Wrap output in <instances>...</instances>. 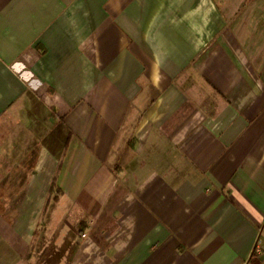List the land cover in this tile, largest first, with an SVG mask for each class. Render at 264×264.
<instances>
[{"label":"crops","instance_id":"1","mask_svg":"<svg viewBox=\"0 0 264 264\" xmlns=\"http://www.w3.org/2000/svg\"><path fill=\"white\" fill-rule=\"evenodd\" d=\"M255 244L264 0H0V264H242Z\"/></svg>","mask_w":264,"mask_h":264},{"label":"built area","instance_id":"2","mask_svg":"<svg viewBox=\"0 0 264 264\" xmlns=\"http://www.w3.org/2000/svg\"><path fill=\"white\" fill-rule=\"evenodd\" d=\"M242 264H264L262 248L258 244H255L251 254Z\"/></svg>","mask_w":264,"mask_h":264},{"label":"rangeland","instance_id":"3","mask_svg":"<svg viewBox=\"0 0 264 264\" xmlns=\"http://www.w3.org/2000/svg\"><path fill=\"white\" fill-rule=\"evenodd\" d=\"M21 116L23 117V119H25V117H26L25 115H20V117H21Z\"/></svg>","mask_w":264,"mask_h":264}]
</instances>
